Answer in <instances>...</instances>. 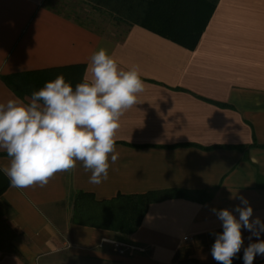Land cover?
<instances>
[{
    "label": "crops",
    "instance_id": "crops-1",
    "mask_svg": "<svg viewBox=\"0 0 264 264\" xmlns=\"http://www.w3.org/2000/svg\"><path fill=\"white\" fill-rule=\"evenodd\" d=\"M56 1L0 0V102L20 98L5 77L54 72L77 84L90 79L87 65L101 47L120 68L138 66L145 90L120 119L119 159L106 181L90 184L77 162L44 187L10 186L3 194L0 264H47L64 252L85 264H217L211 248L223 229L212 209L239 219L235 208L243 207V196L253 208L250 219L264 222V0H220L195 50L120 22L110 8L88 0L74 1L109 29L58 9ZM8 163L0 150V169ZM165 190L192 194L150 205L133 235L72 223L77 192L106 201ZM200 192L210 200L198 202ZM241 231L244 243L234 259L257 242ZM116 242L139 251L121 255ZM253 264H264V257Z\"/></svg>",
    "mask_w": 264,
    "mask_h": 264
},
{
    "label": "clouds",
    "instance_id": "clouds-1",
    "mask_svg": "<svg viewBox=\"0 0 264 264\" xmlns=\"http://www.w3.org/2000/svg\"><path fill=\"white\" fill-rule=\"evenodd\" d=\"M83 82L75 88L63 75L56 76L33 91L30 101L11 98L0 102V150L9 163L2 167L14 188L44 187L57 173L82 164L90 173L88 182L99 185L108 179L109 168L119 159L115 136L123 114L137 104L145 90L138 66L125 70L101 47L87 65ZM235 212L212 209L222 222L211 248L217 264H233L241 251L245 229L257 238L243 249L244 264L264 257V222L253 216V208L243 196Z\"/></svg>",
    "mask_w": 264,
    "mask_h": 264
},
{
    "label": "trees",
    "instance_id": "trees-1",
    "mask_svg": "<svg viewBox=\"0 0 264 264\" xmlns=\"http://www.w3.org/2000/svg\"><path fill=\"white\" fill-rule=\"evenodd\" d=\"M219 1L88 0L94 8H110L120 22L140 25L190 50H195L199 45ZM62 7L72 8L65 4ZM58 75H63L66 82L75 88L77 83L73 77L54 72L14 75L5 77L4 81L20 98H25ZM10 186L9 179L0 170V198ZM191 194L183 190H165L143 195H118L112 200L98 201L93 194L77 192L73 197L72 223L130 236L139 230L150 205L171 199L191 198ZM210 198L209 192L196 193L195 196L198 202H207ZM233 264H244L243 257L234 259Z\"/></svg>",
    "mask_w": 264,
    "mask_h": 264
},
{
    "label": "rangeland",
    "instance_id": "rangeland-1",
    "mask_svg": "<svg viewBox=\"0 0 264 264\" xmlns=\"http://www.w3.org/2000/svg\"><path fill=\"white\" fill-rule=\"evenodd\" d=\"M61 1L63 2L61 3ZM64 4L72 8L68 9V8L62 7V5ZM55 5L56 7L60 9H65V10L73 9V11H76L77 17L88 24L98 25L102 27L103 29L110 28L109 24L101 23L102 21L98 19V16H95L96 13L90 7H86L83 4H78L77 2L73 0H59V2L58 1L55 2ZM4 238L6 239V242H4L3 246L8 248L9 243L7 241L9 240L10 237L7 235V236H4ZM39 264H43V263L40 262ZM47 264H85V263L79 260H76L74 256L69 254L68 252H64V253L57 254L55 257H53L50 260V262L48 261ZM87 264H90V263H87Z\"/></svg>",
    "mask_w": 264,
    "mask_h": 264
},
{
    "label": "built area",
    "instance_id": "built-area-1",
    "mask_svg": "<svg viewBox=\"0 0 264 264\" xmlns=\"http://www.w3.org/2000/svg\"><path fill=\"white\" fill-rule=\"evenodd\" d=\"M115 251L121 255H133L135 252L139 251L138 248L133 247L131 245L122 244V243H114ZM70 248V245L68 246Z\"/></svg>",
    "mask_w": 264,
    "mask_h": 264
}]
</instances>
